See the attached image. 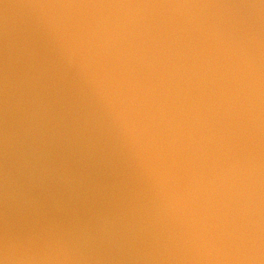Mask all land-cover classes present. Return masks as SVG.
Masks as SVG:
<instances>
[{
	"label": "water",
	"instance_id": "obj_1",
	"mask_svg": "<svg viewBox=\"0 0 264 264\" xmlns=\"http://www.w3.org/2000/svg\"><path fill=\"white\" fill-rule=\"evenodd\" d=\"M0 264H264V0H0Z\"/></svg>",
	"mask_w": 264,
	"mask_h": 264
}]
</instances>
